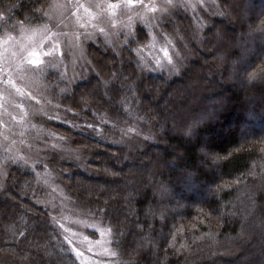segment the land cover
Here are the masks:
<instances>
[{"label": "trees", "instance_id": "1", "mask_svg": "<svg viewBox=\"0 0 264 264\" xmlns=\"http://www.w3.org/2000/svg\"><path fill=\"white\" fill-rule=\"evenodd\" d=\"M217 3L202 38L179 17L191 54L176 73H149L131 49L109 55L91 42L88 69L72 82L54 76L61 120L42 125L81 156L61 152L47 166L71 203L110 228L115 264H264V0ZM46 5L0 0V29L43 23ZM191 112L180 138L172 126ZM7 166L0 264H82L54 221L42 166ZM250 239L253 248L240 245Z\"/></svg>", "mask_w": 264, "mask_h": 264}, {"label": "rangeland", "instance_id": "2", "mask_svg": "<svg viewBox=\"0 0 264 264\" xmlns=\"http://www.w3.org/2000/svg\"><path fill=\"white\" fill-rule=\"evenodd\" d=\"M248 11L252 13L254 9ZM219 12L217 0H134L133 3L128 0H47L43 23L19 24L11 29L2 25L0 187L9 163L19 162L29 168L40 164L38 179L46 189L48 205L58 212L57 218L53 216L54 221L82 264H115L116 251L111 245L110 228L93 217L88 209L71 203L56 181L57 166H47L49 157L57 161L61 152L72 158L81 156L58 134L42 125L52 118L61 120L62 110L52 98L56 88L54 76L72 82L82 70L88 69L92 62L86 47L91 42L103 47L100 49L105 54L119 55L131 49L133 58L149 73H176L191 54L187 37L180 30L179 17L186 16L189 31L196 38H202L209 17ZM248 15L251 14H245L247 20ZM136 30L141 33L143 43L128 44L136 39ZM237 37L239 33L235 31L228 38L234 41ZM218 38L221 41L222 38ZM214 52L216 56L221 55L222 49ZM98 56L106 58L107 55ZM33 59L36 64L31 63ZM230 81L234 78L230 77ZM192 89L187 83L185 93ZM171 105L176 109L173 103ZM184 118L178 114L172 128L178 129ZM149 163L143 162L148 167ZM257 186L261 187V182ZM236 238L241 239L242 234ZM257 243L258 240L250 239L240 245L253 248ZM225 246L222 252L227 253L230 240ZM261 262L264 263V255Z\"/></svg>", "mask_w": 264, "mask_h": 264}, {"label": "clouds", "instance_id": "3", "mask_svg": "<svg viewBox=\"0 0 264 264\" xmlns=\"http://www.w3.org/2000/svg\"><path fill=\"white\" fill-rule=\"evenodd\" d=\"M195 115H196L195 113L191 112L189 116H187L182 120L181 125L178 129H173L178 137L180 138L189 137V135L192 133V120Z\"/></svg>", "mask_w": 264, "mask_h": 264}, {"label": "snow or ice", "instance_id": "4", "mask_svg": "<svg viewBox=\"0 0 264 264\" xmlns=\"http://www.w3.org/2000/svg\"><path fill=\"white\" fill-rule=\"evenodd\" d=\"M133 2H134V0H128V3H133ZM165 55H167V52H166V51H165ZM31 63L36 64L37 61H36L35 59H33V60L31 61Z\"/></svg>", "mask_w": 264, "mask_h": 264}]
</instances>
